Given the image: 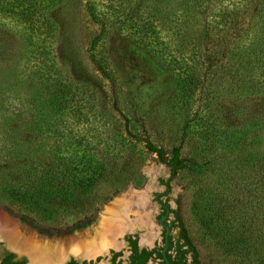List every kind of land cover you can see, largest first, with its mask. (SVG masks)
<instances>
[{"label": "rangeland", "instance_id": "rangeland-1", "mask_svg": "<svg viewBox=\"0 0 264 264\" xmlns=\"http://www.w3.org/2000/svg\"><path fill=\"white\" fill-rule=\"evenodd\" d=\"M262 1L0 0V219L31 237L45 228L53 245L68 240L81 217L22 222L2 188L15 184L20 160L31 178L54 173L62 184L76 166L78 177L100 176L103 203L72 231L93 239L105 208L147 185L158 158L135 138L148 136L166 156L182 143L188 161L172 175L169 202L200 264H243L215 239L244 240L253 259L264 254V172L242 163L264 159V81L249 72L264 59ZM87 3L105 28L92 51L101 24ZM133 50L158 62L155 81L133 68ZM91 55L116 80L127 131Z\"/></svg>", "mask_w": 264, "mask_h": 264}, {"label": "trees", "instance_id": "trees-1", "mask_svg": "<svg viewBox=\"0 0 264 264\" xmlns=\"http://www.w3.org/2000/svg\"><path fill=\"white\" fill-rule=\"evenodd\" d=\"M261 6L264 9V1H262ZM86 10L93 22H95L96 24H101L100 34L96 38H94L91 43L90 51H92L96 47L97 42H99V40L101 39L105 28L103 23L98 21L97 17L95 16L94 10L89 3L86 4ZM31 23L33 24V28L35 31V18L32 19ZM262 26L264 30V18H262ZM237 27L238 26L236 25V35L240 33ZM261 55L262 53L256 56V65H251L249 67V72L252 75L257 72V78L264 81V59L260 60ZM90 57L96 71L110 84L112 108L124 120V129L127 131V120L117 107V93L115 89L116 80L114 76H112L111 73L108 72L99 63V61L96 60L94 55H91ZM128 60L133 68L140 74L151 76L152 79L154 76L155 79H153V81H155L156 78L160 76V67L158 65V62L154 60V58L147 57L144 53L133 50L130 54H128ZM186 76L189 78L188 74H186ZM158 85H161V83H156V85H154V89L157 88ZM191 85L192 83L190 84V86ZM190 86L184 89H187ZM195 88H198V85H196ZM143 132H146L145 128ZM135 139L142 142L144 144V147L149 152L156 154L159 162L169 167L171 175L174 176L177 172L182 171L186 168L185 163L188 160L181 157L182 143H180L178 146L172 147L170 150V156H166L163 149L157 148L149 140L148 136H144L141 139ZM240 142L241 139L236 136V150L239 148V145L241 144ZM255 158L256 162L251 161L250 157L248 161L242 162L243 167L250 168L251 170H249L254 172L257 171L255 167L257 166V168L261 172H264V159L262 157ZM20 162L22 163H19V165H15V170L17 171V175L14 176L15 184H10L2 188V194L6 196L4 197L6 199V204L8 203V206H12L13 208H15V214L20 218L22 222L29 221L31 219L30 216L37 217L40 221H55L56 219L62 217H81V220H78V222H76L71 228H69L70 232H72L88 226L93 221L92 216L97 211L98 204L103 203L98 202L99 196L96 192V185L100 179V176L90 174L82 175L83 177H78L76 176V174L79 173V171H77L78 168L74 166L68 168L69 174H67V180L63 184L61 180H59V178L55 176L54 173L51 174L49 178L38 176L37 179H33L30 177L31 174H29L30 168L27 167V164H25L24 160H20ZM54 170H56L55 167ZM96 170H98V168ZM257 178V181L259 183H262V180H264V173L260 177L257 176ZM261 186L262 188H264V183L261 184ZM175 213L183 233L185 245L188 246V251L192 252L194 264H200L197 256L198 253L191 240L189 231L186 229L185 224L179 214L177 212ZM32 226L35 227V225ZM202 227H205L204 229L206 230V226L202 225ZM208 229H210V227ZM38 232L50 236L52 235V233H50L45 228L40 229ZM212 232L214 233V231ZM215 236H217V234ZM215 240V242L219 246H221L227 254L235 255L236 251V259L243 264H264V254L258 255L256 259H253L250 253L252 248L248 244H245L244 240L236 239L234 241L228 242H223L217 239ZM235 242L236 247H234ZM185 253H187V250L179 251L180 257H178L177 264H184Z\"/></svg>", "mask_w": 264, "mask_h": 264}, {"label": "flooded vegetation", "instance_id": "flooded-vegetation-1", "mask_svg": "<svg viewBox=\"0 0 264 264\" xmlns=\"http://www.w3.org/2000/svg\"><path fill=\"white\" fill-rule=\"evenodd\" d=\"M169 182L170 178L163 182L164 192L152 196L151 202H155L159 207L158 210L153 209L152 225L138 224L137 226L141 230L134 229L133 232H131V225L125 226L122 235L115 240L117 247L109 246L88 257L84 252L75 254L69 247L61 248L64 244L71 243L72 240L82 238L75 237L74 232L70 233L69 241L62 240L57 245L51 243L49 239L51 236L37 232L33 237L34 241L51 244L55 248L54 251H46L43 254L44 257L37 260L34 257V254L37 253L9 242L0 232V264H167L165 257L169 264H177L178 257H180L179 251L183 250H187V253L184 254V264H194L192 252L188 251V246L185 245L176 211L167 201L170 191ZM161 222H163V226H161ZM21 226L23 227V225ZM165 227L169 228L168 235ZM19 228L17 229L21 232V227L19 226ZM146 231L148 233L141 239L140 234Z\"/></svg>", "mask_w": 264, "mask_h": 264}, {"label": "water", "instance_id": "water-1", "mask_svg": "<svg viewBox=\"0 0 264 264\" xmlns=\"http://www.w3.org/2000/svg\"><path fill=\"white\" fill-rule=\"evenodd\" d=\"M169 178V188L171 190V181L173 178V176L171 175V171L169 167L159 162V160L157 159V161L152 165L149 181L143 191L135 198L132 203L121 207L115 213L107 232L103 233L95 239L73 242L69 243L68 245L64 244V246H61V248L66 246L69 247L71 249V252L75 254L84 252L89 257L93 256L95 253L107 249L109 246L117 247L115 245V240L117 239V237L122 235V230L125 226L128 227V225H131V232H133L134 229L141 230L137 226L138 224L151 226L152 218L154 217L153 209L158 210L159 208L157 204H155V202H151L152 196L153 194L162 193L165 191L163 182L169 180ZM169 198L170 191L167 195V201L170 205ZM161 226H163V222H161ZM165 228L167 229L168 235L169 228ZM148 231L141 233L140 238H144ZM0 232L2 236L9 242L15 243L23 248H29L32 252L37 253L34 254V257L37 260L42 259L44 257L43 254L46 251L55 250V248L52 247L51 244L34 241L33 237L22 231L20 232L19 229L4 222L2 219H0ZM165 260L167 264H169L166 257Z\"/></svg>", "mask_w": 264, "mask_h": 264}, {"label": "bare ground", "instance_id": "bare-ground-1", "mask_svg": "<svg viewBox=\"0 0 264 264\" xmlns=\"http://www.w3.org/2000/svg\"><path fill=\"white\" fill-rule=\"evenodd\" d=\"M134 201V199L129 196V195H125V196H122L120 199H118L117 201H115L114 203L108 205L105 209V212H106V215H105V218H104V221L101 225V228H100V231H98L96 234H95V238L99 237L100 235H102L103 233L107 232L112 220H113V217L115 215V213L123 206L129 204V203H132ZM3 220V219H2ZM4 222H7L8 224L11 225V222L8 221V220H3ZM13 226V225H12ZM14 227V226H13ZM74 239V238H73ZM83 238H77L76 240H72L71 243L73 242H80V241H85V240H81Z\"/></svg>", "mask_w": 264, "mask_h": 264}]
</instances>
